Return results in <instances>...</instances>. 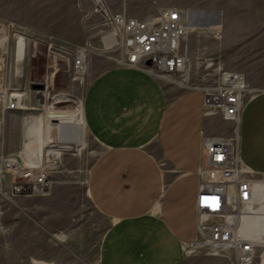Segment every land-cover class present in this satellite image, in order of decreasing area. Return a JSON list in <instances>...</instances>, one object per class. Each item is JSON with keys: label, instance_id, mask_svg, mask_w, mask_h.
Masks as SVG:
<instances>
[{"label": "rangeland", "instance_id": "1", "mask_svg": "<svg viewBox=\"0 0 264 264\" xmlns=\"http://www.w3.org/2000/svg\"><path fill=\"white\" fill-rule=\"evenodd\" d=\"M105 1L112 11H121L124 6L128 15L138 18L153 16L162 6H179L192 11L193 19L189 15L192 30L183 44L191 60V77L181 85L177 80L182 76L163 78L139 69L158 82L177 89L198 85L204 82L200 80V61L210 58L224 69L242 71L251 86L264 89V0ZM92 9L91 0H0V39H4V47L0 48V87L7 94L22 93L21 106L8 111L0 126L1 152L20 159L31 157L30 150L36 148L37 141L34 135L24 134L31 119L39 120V135L46 140L45 130L52 127L56 116L68 112L79 115L85 92L95 78L112 67H128L118 63L115 52L103 53L95 48L100 45L98 39L90 35L91 31L83 23L84 13ZM199 10L209 14L211 25L200 24ZM18 35L23 37L24 46L23 55L20 54L17 60L15 44ZM87 41L90 46L86 45ZM81 48L86 50V57L79 73L75 59ZM250 98L243 102L237 130L233 121L223 120L217 114L207 116L208 126L215 133L237 139L240 153L243 147L240 139L246 131L248 119V113L243 110ZM79 122L78 116V125ZM48 134L51 142L43 144L44 150L58 141L56 131L50 129ZM30 139L34 141L30 143ZM81 141L75 151H56L58 159L55 162L48 154L47 163L50 160L54 167H50L51 181L46 194L7 198L0 195V212L4 215L0 222V238L4 240V236H10L7 242L11 247L17 239L24 238L23 243H16L15 249H10L13 258H20L17 260L19 264L28 254L33 260L54 264H98L100 239L109 222L90 203L86 177L89 164L102 145L86 126ZM27 152L30 155L26 156ZM43 154L45 159V152ZM246 176L264 183V174L247 172ZM50 188L52 192H62L59 201L56 194H53V200L48 199ZM27 204L35 209L32 218L26 216ZM41 208L46 209L43 221L35 217ZM79 234L84 240L77 241ZM0 253L3 254V249ZM1 260L2 257L0 264ZM222 264H228L227 260Z\"/></svg>", "mask_w": 264, "mask_h": 264}, {"label": "crops", "instance_id": "2", "mask_svg": "<svg viewBox=\"0 0 264 264\" xmlns=\"http://www.w3.org/2000/svg\"><path fill=\"white\" fill-rule=\"evenodd\" d=\"M186 13L193 19L191 10ZM95 79L79 107L78 147L85 126L102 145L86 177L90 203L109 222L98 264H222L220 255H191L183 248L196 236L195 197L205 166L202 138L219 134L202 112V91L162 84L132 67H112ZM243 112L248 119L241 159L251 173L264 174V89L246 102ZM48 194L49 200L56 194L59 201L62 192L50 188ZM33 210L25 206L27 218ZM44 210L35 217L43 221ZM7 238H0L1 264H19L10 249L24 238L12 247ZM32 260L28 254L20 264Z\"/></svg>", "mask_w": 264, "mask_h": 264}, {"label": "built area", "instance_id": "3", "mask_svg": "<svg viewBox=\"0 0 264 264\" xmlns=\"http://www.w3.org/2000/svg\"><path fill=\"white\" fill-rule=\"evenodd\" d=\"M91 1L93 9L84 13L83 23L98 39L100 45L95 48L115 52L118 63L158 77L182 76L178 82L172 81L185 85L182 81L191 77V60L183 44L192 30L186 10L162 6L153 16L138 18L128 15L124 6L114 12L105 0ZM86 45L91 44L87 41ZM85 57L86 50L79 49L77 70L82 69ZM200 62L204 82L189 87L202 91L203 114H219L235 127L244 100L258 89L247 82L242 71L224 69L210 58ZM19 107L18 92L0 93V126L7 112ZM202 146L206 165L199 170L195 197L196 236L184 243L185 253H213L230 264H264V197L254 191L252 179L246 176L251 170L241 159L237 139L208 134L203 136ZM48 159L45 155V159L29 163L27 157L0 151V195L46 194L52 173ZM30 264L54 263L33 260Z\"/></svg>", "mask_w": 264, "mask_h": 264}, {"label": "bare ground", "instance_id": "4", "mask_svg": "<svg viewBox=\"0 0 264 264\" xmlns=\"http://www.w3.org/2000/svg\"><path fill=\"white\" fill-rule=\"evenodd\" d=\"M186 19L189 22V15H187V13H186ZM18 36L19 37H17L16 44H15V52H16L15 59L17 60L20 58L19 55L22 54L23 52L22 50L24 46L23 37L21 35H18ZM3 43H4V39H0V48L4 47ZM77 72L79 73L82 72V69L77 70ZM0 93L5 95L6 91H3L2 88L0 87ZM18 96H19V101L21 102L22 93L18 92ZM78 116L79 115L76 114L75 112L73 113L68 112L64 115L56 116L55 121L52 122V127L48 128V130H45L46 140H43L41 135H39V132L41 130L39 120L31 119L30 125L27 127L24 134L25 136L34 135V139L37 141V145H36V148L30 150L31 157L29 158L27 157L28 158L27 161L29 163H37L40 161V158L42 157V155H44L43 153L45 152V155L51 154L53 157L52 160L55 162L58 159V154L56 153V151L58 150L75 151L79 144L78 142V139H79L78 137V131H79ZM235 125H236V130H237L238 121L235 123ZM50 129H53L54 131H56L57 136H58V141L56 143L51 144L49 149L44 150L43 144L45 145L51 142V140L49 139V134H48ZM33 141H34L33 139H30L29 142L32 143ZM25 155L28 156L30 154L27 152V154ZM32 157H35V158H32ZM48 164L50 165V167H54V163H48ZM252 186H253L254 191L256 193H259L258 194L259 196L264 197V183L260 181H253ZM207 254H213V253H207Z\"/></svg>", "mask_w": 264, "mask_h": 264}, {"label": "water", "instance_id": "5", "mask_svg": "<svg viewBox=\"0 0 264 264\" xmlns=\"http://www.w3.org/2000/svg\"><path fill=\"white\" fill-rule=\"evenodd\" d=\"M198 12H199L200 17L202 18V22L200 23L201 25L208 26V25H211L212 24V23L209 24L210 23L209 20H208L209 14L207 12H204L202 10H199ZM149 63H150V60H147L146 61V64H149Z\"/></svg>", "mask_w": 264, "mask_h": 264}]
</instances>
